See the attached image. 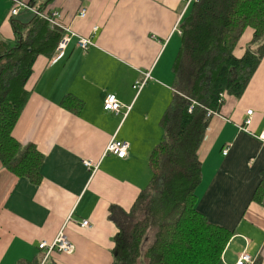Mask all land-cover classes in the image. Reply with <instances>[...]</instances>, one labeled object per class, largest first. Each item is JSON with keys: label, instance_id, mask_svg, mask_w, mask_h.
Listing matches in <instances>:
<instances>
[{"label": "crops", "instance_id": "0c3cea01", "mask_svg": "<svg viewBox=\"0 0 264 264\" xmlns=\"http://www.w3.org/2000/svg\"><path fill=\"white\" fill-rule=\"evenodd\" d=\"M48 6L61 11L62 23L77 35L60 59L56 50L51 57L39 55L26 82L29 96L13 135L44 155L42 179L34 184L0 161V264H116L118 229L109 207L129 210L150 182V156L163 139L161 119L175 92L179 25L187 9L182 0H52ZM82 7L85 17L79 16ZM12 8V0H0V38L8 42L16 40L12 19L27 22L35 15L23 8L11 16ZM253 33L245 29L236 56L255 47ZM78 36L94 45L80 48ZM146 72L151 78L134 90ZM109 94L120 100L121 112L104 109ZM249 109V128L258 135L264 131V56L243 94H226L219 115L209 118L198 150L197 207L234 232L224 264H234L245 251L264 264V207L252 200L264 168V142L240 128ZM112 139L130 144L125 158L106 151ZM61 230L75 245L72 253L40 249Z\"/></svg>", "mask_w": 264, "mask_h": 264}, {"label": "trees", "instance_id": "16d2710c", "mask_svg": "<svg viewBox=\"0 0 264 264\" xmlns=\"http://www.w3.org/2000/svg\"><path fill=\"white\" fill-rule=\"evenodd\" d=\"M22 1L34 9L55 10L48 6L52 0ZM12 25L16 40L0 38V161L38 184L44 155L36 144L17 140L13 129L28 99L25 86L37 57H51L64 32L36 14L27 22L13 18ZM179 26L175 92L161 119L163 139L150 156V182L129 210L109 207L108 217L118 229L116 264H224L223 252L234 234L197 207L202 181L198 150L208 110L219 112L221 93L240 97L264 56V0H195ZM247 27L254 30L255 47L238 57L234 49ZM72 98L63 104L69 107ZM252 200L264 207V168ZM151 231L154 240L147 246Z\"/></svg>", "mask_w": 264, "mask_h": 264}, {"label": "built area", "instance_id": "2783aa9c", "mask_svg": "<svg viewBox=\"0 0 264 264\" xmlns=\"http://www.w3.org/2000/svg\"><path fill=\"white\" fill-rule=\"evenodd\" d=\"M195 0H182L184 3V8L185 10L188 9V7L191 5V3ZM13 2V8L11 9V15L15 16L17 15L21 9L23 8H28L31 11H33L36 15L39 17L44 18L45 20L49 21L52 27H57L61 28L63 30V36L56 48V58L55 59H60L65 55L66 49L72 40L73 36H76L77 34L69 27L66 26L62 23V13L59 10H52L50 12L47 11H42L38 9H34L30 7L28 4H26L22 0H12ZM87 14V8L82 7L79 11V16L80 17H85ZM179 29V28H178ZM180 30V33H182V30ZM77 45L84 49L87 50L91 46L94 45V42L91 38H86L82 36H78L77 39ZM151 78L150 72L144 73V77L142 79L137 80L133 84V88L140 92L143 87L146 85L148 80ZM220 103H223L224 98H225V93H221L220 95ZM121 102L117 98L115 94H109L104 102V109L107 112H115L119 113L121 112ZM190 111L192 110V107L189 109ZM253 110L249 109L247 111V117L244 120L243 124L240 126V128L248 133L253 134L254 136L258 137L261 141L264 142V131L261 132L260 134H255L252 130H250V125L252 123V115H253ZM219 115V112L216 110L209 109L207 116L208 118H211L212 116ZM130 148V144L127 141L124 140H117V139H112L107 147V150L109 153L119 157V158H125L128 154ZM224 153H227V149L224 150ZM83 163L87 167H92L94 164L91 160H84ZM82 225L86 226L88 225V221L84 220L82 222ZM40 249H47V254H49L52 251H60V252H65V253H72L75 250V245L63 230H61L58 235L55 237L54 241L51 244H48L46 241H42L39 244ZM46 254V255H47ZM255 259L252 257L250 254H248L246 251L243 252L237 259V261L234 264H254Z\"/></svg>", "mask_w": 264, "mask_h": 264}, {"label": "rangeland", "instance_id": "374dc122", "mask_svg": "<svg viewBox=\"0 0 264 264\" xmlns=\"http://www.w3.org/2000/svg\"><path fill=\"white\" fill-rule=\"evenodd\" d=\"M136 82V81H135ZM134 82V83H135ZM135 90V89H134ZM154 240V231H151V232H149V239L147 240V242H146V245L148 246V245H150L151 243H152V241Z\"/></svg>", "mask_w": 264, "mask_h": 264}]
</instances>
